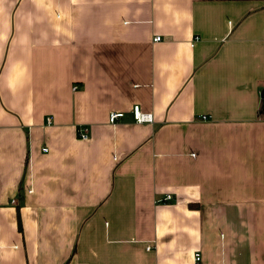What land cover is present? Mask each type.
I'll return each mask as SVG.
<instances>
[{
  "label": "crops",
  "instance_id": "1",
  "mask_svg": "<svg viewBox=\"0 0 264 264\" xmlns=\"http://www.w3.org/2000/svg\"><path fill=\"white\" fill-rule=\"evenodd\" d=\"M197 253L264 264V0H0V264Z\"/></svg>",
  "mask_w": 264,
  "mask_h": 264
},
{
  "label": "built area",
  "instance_id": "2",
  "mask_svg": "<svg viewBox=\"0 0 264 264\" xmlns=\"http://www.w3.org/2000/svg\"><path fill=\"white\" fill-rule=\"evenodd\" d=\"M161 39L160 36H155L154 37V41H159ZM199 39V36L198 35H195L192 39V41L190 42V45L193 46L194 43ZM77 89V86H73L72 87V90H76ZM130 113L133 117V120L135 123H151L153 122V115L151 113H148V112H144L142 111V109L140 108V106L138 104H135L133 105V107L131 108L130 110ZM124 112L123 111H111L109 114H108V122L109 124L113 125L115 123H118L123 117H124ZM200 119L201 120H207L208 117L207 115H201L200 116ZM51 120L50 117L47 118V121L49 122ZM78 137L82 140H87L88 137H89V132H88V129L86 127H82V128H79L78 129ZM45 153L47 152L46 149L43 150ZM28 193H31L30 191H28ZM171 200V196H165L164 200L162 201L163 203H166L168 201ZM11 204H16V200H12L11 201ZM201 260V256L200 254H195L194 255V261H195V264H198Z\"/></svg>",
  "mask_w": 264,
  "mask_h": 264
}]
</instances>
